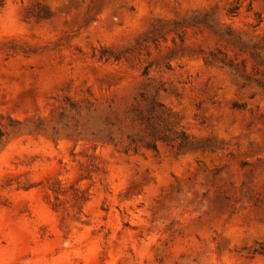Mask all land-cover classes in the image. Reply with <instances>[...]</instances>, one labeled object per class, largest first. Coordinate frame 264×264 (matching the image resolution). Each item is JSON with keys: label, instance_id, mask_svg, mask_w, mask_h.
<instances>
[{"label": "rangeland", "instance_id": "obj_1", "mask_svg": "<svg viewBox=\"0 0 264 264\" xmlns=\"http://www.w3.org/2000/svg\"><path fill=\"white\" fill-rule=\"evenodd\" d=\"M259 82L264 0H0V264H264Z\"/></svg>", "mask_w": 264, "mask_h": 264}, {"label": "trees", "instance_id": "obj_2", "mask_svg": "<svg viewBox=\"0 0 264 264\" xmlns=\"http://www.w3.org/2000/svg\"><path fill=\"white\" fill-rule=\"evenodd\" d=\"M234 11V10H232ZM232 14H235V12H232ZM260 87L262 88L263 92H264V82H259Z\"/></svg>", "mask_w": 264, "mask_h": 264}]
</instances>
